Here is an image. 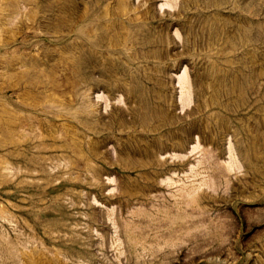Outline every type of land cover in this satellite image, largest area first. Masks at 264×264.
<instances>
[{
  "label": "rangeland",
  "instance_id": "1",
  "mask_svg": "<svg viewBox=\"0 0 264 264\" xmlns=\"http://www.w3.org/2000/svg\"><path fill=\"white\" fill-rule=\"evenodd\" d=\"M164 1L156 0V10L144 14L138 38L145 43L144 53L156 62L138 72L128 71V58L121 53L98 58L86 47L44 46L48 68L56 65L60 53L76 56L77 64L66 81L67 89L75 94L69 105L81 111L87 98L96 112L83 113V118L87 116L92 127L107 131L112 141L101 147L105 158L95 172L98 178L90 174L95 182L88 176L74 182L53 181L59 171L54 167L47 175L49 185L42 190L44 202H34L29 210L8 202L18 200L17 181L0 183L1 263L5 246H23L31 232L44 245L53 246L43 228L47 223L67 231V238L55 245L70 264H264V85H255L264 72V0H175V5L162 6ZM151 2L148 0L147 7ZM99 4L97 0H39L37 11L78 23L86 8L91 13ZM169 21H177L181 36ZM44 25L38 23L40 28ZM215 34L239 47L234 57L239 67L219 62L215 94L208 95L210 111L201 115L198 103L210 77L207 67L190 61L189 54L206 51ZM185 66L192 100L183 106L179 73ZM139 90L155 107H149L154 113L146 122L141 120L142 110L137 116L130 108ZM161 93L176 103L174 112L156 103L155 97ZM136 127L169 137L153 139L136 132ZM45 132L49 134V130ZM198 140L200 145L190 151ZM178 141L188 147L186 157L173 148ZM206 145L215 148L212 158L205 156ZM230 146L234 164L223 169L227 174L215 178V162L230 158ZM156 153L165 162L161 168L136 170L144 162L154 164ZM7 158L17 163L13 155ZM191 164H195L193 168ZM169 176L173 179H167ZM120 181L133 196H151L136 204L134 212L118 203L106 204L118 192ZM181 186L194 188L196 200L180 196ZM65 193L69 198L63 200ZM127 218L139 224L136 233L143 244L138 252L130 249L121 224Z\"/></svg>",
  "mask_w": 264,
  "mask_h": 264
},
{
  "label": "bare ground",
  "instance_id": "2",
  "mask_svg": "<svg viewBox=\"0 0 264 264\" xmlns=\"http://www.w3.org/2000/svg\"><path fill=\"white\" fill-rule=\"evenodd\" d=\"M97 1L100 3L98 9L89 13L86 8L79 22L73 23L65 16L57 19L52 13L37 11L39 0H0V183L17 181L18 200L8 201L13 207L29 210L33 208L34 202L41 205L45 199L42 190L50 183L47 175L52 174L54 167H59V171L53 181L62 178L74 182L88 176L91 182H95L90 174L92 172L98 178L95 172L99 162L105 158V150L101 147L108 146L112 141L107 131L92 127L87 116L83 118V113L87 115L96 112V108L87 98L81 111L69 105L75 100V94L67 89L66 81L73 66L77 64L76 56L60 53L56 65L48 68L44 46L47 43H64L74 47H86L98 58H113L121 53L128 58L126 66L131 73L156 62L144 53L145 43L138 38L139 28L144 25V14L152 8L156 10V0H151L150 7H147L148 0H140L137 4L134 0ZM165 4L175 5V0L161 3L162 6ZM39 22H45L43 28L38 26ZM169 26L175 28L177 35L181 36L177 21H169ZM184 38L187 40L188 30L184 32ZM238 53L237 45L229 43L221 34H215L211 37L206 51L189 54L190 61L207 67L210 77V81L202 88L203 95L198 103L201 115L210 111L208 95L215 94L216 87L213 82L219 70V62L223 61L228 67L238 68L239 62L234 58ZM179 81V97L185 106L192 100L191 81L186 66L179 73ZM255 85H264V72L258 75ZM155 99L158 105H163L169 112L176 110V103L162 93ZM149 107L155 108L146 93L139 90L131 101L130 108L137 116H140L138 111L142 110L141 120L146 122L154 113H150ZM46 130H49V134ZM135 131L153 139L163 140L169 137L150 128L136 127ZM126 132L131 133L130 130ZM177 144H173V148H179V155L186 157L189 153L188 147L179 141ZM199 145L198 140L190 151ZM149 150L152 151L151 147ZM204 153L212 158L215 148L206 145ZM7 155H13L17 163L11 162ZM153 156L154 164L144 162L136 170L143 172L149 170V167L158 170L165 164L160 153ZM234 157V150L230 146V158L216 160L213 176L219 178L224 173L227 174L223 169L231 168ZM194 165L191 164V168ZM109 177L111 178L110 175ZM146 178H151V175H146ZM167 179L173 177L169 176ZM118 188V192L110 195L105 202L110 206L118 203L128 212H134L132 208L136 204L151 196H133L121 181ZM75 192L79 194L77 190L71 191ZM67 194L69 195L62 194L61 199L69 198ZM178 194L186 197L187 201L196 200V190L192 187L181 186ZM24 224L30 228L29 224ZM121 224L130 249L138 252L143 244L136 233L138 222L127 218ZM50 225L44 223L43 228L54 242L53 246L44 245L31 232L28 243L23 246H5L2 253L5 259L0 264H70L64 251L55 245L57 240L67 238V231ZM74 227L76 228L75 225Z\"/></svg>",
  "mask_w": 264,
  "mask_h": 264
}]
</instances>
